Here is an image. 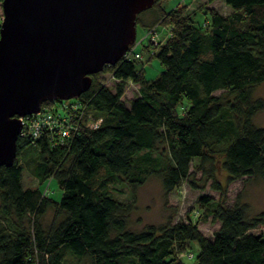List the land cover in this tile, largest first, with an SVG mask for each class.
Returning <instances> with one entry per match:
<instances>
[{"label":"trees","instance_id":"16d2710c","mask_svg":"<svg viewBox=\"0 0 264 264\" xmlns=\"http://www.w3.org/2000/svg\"><path fill=\"white\" fill-rule=\"evenodd\" d=\"M167 1L153 0L137 13L135 29L140 24L158 32L163 24L168 36L135 49L139 58L121 56L90 74L89 87L72 98L84 114L64 144L53 145L47 134L18 135L13 163L0 166V264H184L182 257L194 256L191 241L197 243L195 264H264V213L248 216L245 205L226 204V189L214 176L219 162L227 183L264 178V127L253 121L264 108L263 99L253 98L264 81V0H222L231 9L227 14L206 3L201 22L189 4L166 9ZM148 10L155 14L149 23L141 17ZM142 51L162 65L154 79L144 77ZM128 82L138 89L125 101ZM218 89L232 99L222 101L213 93ZM89 115L101 118L96 128L86 126ZM28 154L34 161L22 163L20 156ZM194 158L220 192L201 215L219 223L213 234H203L190 219L170 217L162 225L130 228L135 192L150 176L159 178L165 196L183 183L204 188L190 168ZM25 168L36 187L23 186ZM51 179L59 199L49 194ZM117 183L126 185L132 200L112 195ZM212 200L203 195L199 204ZM48 211L54 218L45 225Z\"/></svg>","mask_w":264,"mask_h":264},{"label":"water","instance_id":"95a60500","mask_svg":"<svg viewBox=\"0 0 264 264\" xmlns=\"http://www.w3.org/2000/svg\"><path fill=\"white\" fill-rule=\"evenodd\" d=\"M153 0H2L0 166L13 163L17 116L44 100L80 96L90 74L115 64L135 41V17Z\"/></svg>","mask_w":264,"mask_h":264},{"label":"rangeland","instance_id":"374dc122","mask_svg":"<svg viewBox=\"0 0 264 264\" xmlns=\"http://www.w3.org/2000/svg\"><path fill=\"white\" fill-rule=\"evenodd\" d=\"M180 0H168L166 3V9H170L175 5L179 4ZM207 3V6L215 8L222 14H227L231 11L230 7L225 4L222 0H214L208 3L206 0H185L184 4L188 5V11L191 13L195 21H202L205 14L201 12V7ZM185 5V7H186ZM154 12L152 10L145 11L142 14V19L149 23L154 19ZM2 19V9H0V21ZM158 37L160 42H163L168 34V29L163 24L158 26ZM146 34V29L140 24L136 25V41L138 42ZM149 43V38L143 39L141 43H137L135 49L141 52V47ZM143 57V73L147 80L154 79L162 70V65L159 60L147 51H142ZM138 68H140L138 66ZM109 72L101 73L100 79L108 80ZM111 82V81H109ZM111 85L110 83H108ZM138 85L134 82H128L123 92L122 98L125 101L133 98L137 93ZM218 95L222 101L231 100L232 95L229 94L227 89H218L213 92ZM253 98H261L264 100V81L257 84L254 87ZM254 123L257 126L264 127V108L258 111L254 118ZM20 161L23 163L25 159L31 158L34 161L33 155L20 156ZM198 162L194 158L191 161L190 168L194 173V178L197 180L198 186H204L200 188L190 187L187 183H183L179 189L174 190L167 196L164 195L161 182L159 178L150 176L144 184L138 187L135 192V204L133 210L129 213L128 224L130 228L141 229L145 225H162L166 221L172 218L173 222L177 220H188L196 223L203 234L211 236L215 229L218 228V222H212L210 216L203 220L201 215L206 207H212L220 197V192L213 189L211 181L201 176V172L197 169ZM216 180L225 189L226 204L233 205H245L247 208L248 216H254L259 213H264V178H256L249 176H242L236 178L227 183V173L217 164L215 171ZM22 182L24 187H36L38 184L37 179L32 175L30 169L25 168L22 173ZM45 184L42 185L44 188ZM110 190L112 195L121 201L132 200L128 188L124 184H111ZM49 194L55 199H59L61 191L58 188L56 182L51 179L49 182ZM203 195L210 196L213 200L207 204L201 206L199 199ZM53 213L48 211L42 221L45 225L53 221ZM261 228L255 229V231H261ZM193 253V257H182L181 261L184 264H195V257L197 254V243L194 241L190 242V249Z\"/></svg>","mask_w":264,"mask_h":264},{"label":"built area","instance_id":"2783aa9c","mask_svg":"<svg viewBox=\"0 0 264 264\" xmlns=\"http://www.w3.org/2000/svg\"><path fill=\"white\" fill-rule=\"evenodd\" d=\"M184 2L185 0H180L179 3L184 4ZM145 38H149V43L153 44L160 41L156 28L150 27L146 29L144 37L138 42L134 41L122 57L130 58L134 56L135 58H139L140 54L134 53L135 46L137 43H141ZM83 114L81 104L77 100L73 101L72 98L59 99L49 106H41L39 111L35 113L17 116L21 124L19 135L37 139L47 134L53 145H62L73 131V133H76L79 127V122L76 123V121H79L80 118L83 117ZM88 119L86 126L91 128H96L101 121L100 117L93 120L90 116Z\"/></svg>","mask_w":264,"mask_h":264}]
</instances>
